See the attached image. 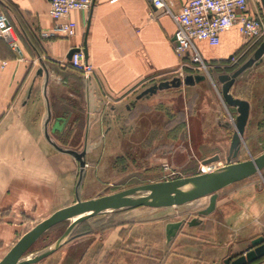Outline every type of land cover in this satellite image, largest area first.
I'll use <instances>...</instances> for the list:
<instances>
[{"label": "crops", "instance_id": "obj_1", "mask_svg": "<svg viewBox=\"0 0 264 264\" xmlns=\"http://www.w3.org/2000/svg\"><path fill=\"white\" fill-rule=\"evenodd\" d=\"M109 1L92 0L88 12L69 14L76 23L74 37L44 40L40 33L53 24L47 0H0V14L9 18L21 50L18 54L0 38V246L13 243L23 226V214L36 213L61 192L59 179L64 171L56 163L69 164L68 156L76 159L54 147L58 143L52 139L53 133L64 131L69 123L81 124L85 163L94 112H129L138 110L139 105L151 110L152 101L160 93L193 88L205 80L202 72L189 68L183 70L182 78L178 75L182 60L173 51L175 25L169 15L153 9L149 0ZM185 1L167 0L173 12ZM248 7L252 14L262 13L258 0H248ZM195 45L208 69L236 65L231 57L241 60L253 48L235 28L222 33L216 46L205 41ZM72 48L86 50L93 78L86 80L65 66ZM263 59L264 54L252 66ZM162 82L168 87L159 88ZM151 88L154 91H149ZM186 131L191 141L189 126ZM241 192L240 187L230 188L226 199ZM45 194L53 197H44ZM168 208L137 207L120 212L107 225L104 221L91 226L85 222L74 240V245L80 246L76 264L213 262L215 244L205 238L213 236L215 228L204 226V222L187 228L182 224L167 241L166 225L174 222L168 220ZM246 217L224 210L229 239L224 247L237 237L261 236L264 232V222L247 221ZM263 263L260 259L251 264Z\"/></svg>", "mask_w": 264, "mask_h": 264}, {"label": "rangeland", "instance_id": "obj_2", "mask_svg": "<svg viewBox=\"0 0 264 264\" xmlns=\"http://www.w3.org/2000/svg\"><path fill=\"white\" fill-rule=\"evenodd\" d=\"M263 40L264 38L260 42ZM254 51L252 48L247 50L241 60L236 59V65H222L209 68L208 72L200 71L205 80L193 88L183 87L160 93L152 101L151 110H146V105H139L138 110L129 112H94V129L86 147L85 165L78 187L80 200L110 195L143 184L192 176L225 166L237 112L235 108L224 104L218 76L231 75L252 58ZM230 93L250 105L239 151L231 159L232 162H241L264 152V59L242 73L235 80ZM186 126L190 128L191 141H188ZM81 128V124L69 123L64 131L53 133L52 139H57L58 147L80 153L83 150ZM214 156H218V161L201 164L203 160ZM67 158H70L69 164L56 163L64 171L59 179L61 192L54 196V200L51 198V204L40 206L36 213L22 215L23 226L12 244L0 246V259L37 223L75 202L80 166L72 157ZM238 187L242 192L227 200L228 190ZM55 189L57 192V188ZM216 195L214 210L204 216L198 215V212L207 208L209 196L178 207H163L168 208L165 210L168 220L182 221L185 228L193 219L199 223L204 222V226L215 228L214 235H208L209 239L205 238L208 242L213 240L212 243L215 244V259L209 264H223L228 257L234 259L249 247L251 239L258 236L237 237L231 240L229 246L224 247V243L229 240L228 219L224 218V210L234 211L236 217L246 215L244 219L247 221L264 222V168L227 189L219 190ZM43 196L53 197L51 194ZM135 208L108 211L86 219L83 225L75 228L62 247L36 264H76L80 246L74 245V240L84 228L85 222H89L91 226L96 221H104L103 224L107 225L120 212ZM2 217L0 216V220ZM70 222L71 218L49 229L30 247L26 255L31 257L54 243ZM259 235L264 237V232Z\"/></svg>", "mask_w": 264, "mask_h": 264}, {"label": "water", "instance_id": "obj_3", "mask_svg": "<svg viewBox=\"0 0 264 264\" xmlns=\"http://www.w3.org/2000/svg\"><path fill=\"white\" fill-rule=\"evenodd\" d=\"M259 3L264 15V0H259ZM76 51L77 49L75 48L70 49L66 59L69 60ZM83 54L84 57L87 58L85 49H83ZM263 54L264 40L257 46L253 52L252 58L242 64L230 76L220 75L218 77V81L221 84V98L224 104L235 108L237 112L235 131L231 137L225 166L206 173H199L169 181L143 184L110 195L80 200L78 197V187L82 180V173L85 165L83 161L84 150L81 153H77L72 150H63L54 145L57 150L73 156L79 162L80 174L76 183L75 202L56 210L49 217L40 221L33 228L24 233L0 259V264H36L62 247L81 222L87 218L108 211L135 207L163 208L181 206L199 198L209 196L207 208L199 211L198 215L204 216L211 213L214 210L217 197L216 193L219 190L232 183L246 179L264 168V152L255 158H250L245 161H231V159L237 155L240 148L241 138L249 115V103L245 100L233 97L230 93L235 78L255 62L259 61ZM196 79L200 80L202 77H197ZM188 80H190V78L186 79V81ZM158 87L166 88L168 87V83L162 82ZM149 91H154V88H151ZM216 161H218V156L205 159L201 164L207 165ZM144 192H150L151 194L143 197L138 196ZM72 217L78 218H76L74 222L68 224L64 233L54 243L31 257L26 255L30 247L45 232L63 221H68ZM198 223V221L193 219L188 222L187 225L193 226ZM182 224V221H178L166 225L167 241H170L174 237ZM262 258H264V237L258 236L250 241L249 247L239 256L234 259L231 257L226 258L224 264H251Z\"/></svg>", "mask_w": 264, "mask_h": 264}, {"label": "built area", "instance_id": "obj_4", "mask_svg": "<svg viewBox=\"0 0 264 264\" xmlns=\"http://www.w3.org/2000/svg\"><path fill=\"white\" fill-rule=\"evenodd\" d=\"M117 1L119 0L109 2ZM47 2L48 16L53 24L48 30L40 33V37L44 40L74 37L76 23L69 18V14L73 11L88 12L92 6V0H47ZM149 2L153 9L162 10L174 22L173 51L182 60L177 72L181 78L185 68L208 72V66L195 42L205 41L210 46H216L219 44L220 35L232 28L237 30L248 46H254L264 38V15L250 13L248 0H186L177 12L170 9L167 0H149ZM0 38L13 51L21 54L18 38L6 14H0ZM75 49L77 51L66 60L65 66L79 73L86 80L93 78L94 69L84 57L83 49ZM231 61L237 60L231 57Z\"/></svg>", "mask_w": 264, "mask_h": 264}, {"label": "bare ground", "instance_id": "obj_5", "mask_svg": "<svg viewBox=\"0 0 264 264\" xmlns=\"http://www.w3.org/2000/svg\"><path fill=\"white\" fill-rule=\"evenodd\" d=\"M141 194H142L143 196H148V195L151 194V193H150V192H144V193H141ZM141 194H140V195H141ZM140 195H138V196H140ZM143 196H141V197H143ZM76 218H78V217H72V218H71V222H74V221L76 220ZM71 222H70V223H71Z\"/></svg>", "mask_w": 264, "mask_h": 264}, {"label": "trees", "instance_id": "obj_6", "mask_svg": "<svg viewBox=\"0 0 264 264\" xmlns=\"http://www.w3.org/2000/svg\"><path fill=\"white\" fill-rule=\"evenodd\" d=\"M260 43H261V42H259V43L255 44V45L253 46V48H252V49H256V48H257V46H258ZM262 259H264V258H262Z\"/></svg>", "mask_w": 264, "mask_h": 264}, {"label": "flooded vegetation", "instance_id": "obj_7", "mask_svg": "<svg viewBox=\"0 0 264 264\" xmlns=\"http://www.w3.org/2000/svg\"><path fill=\"white\" fill-rule=\"evenodd\" d=\"M245 251V250H244ZM242 253V252H241ZM240 255V254H239Z\"/></svg>", "mask_w": 264, "mask_h": 264}]
</instances>
